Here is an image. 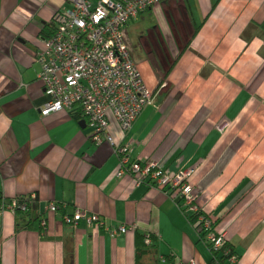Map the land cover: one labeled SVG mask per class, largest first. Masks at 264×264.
Returning a JSON list of instances; mask_svg holds the SVG:
<instances>
[{"label": "crops", "instance_id": "0c3cea01", "mask_svg": "<svg viewBox=\"0 0 264 264\" xmlns=\"http://www.w3.org/2000/svg\"><path fill=\"white\" fill-rule=\"evenodd\" d=\"M69 2L0 0V194L39 197L48 227L45 239L37 229L16 231L15 214L3 211L0 264H214L201 229L173 196L120 175V159L108 143H93L81 110L79 120L74 111L42 115L50 97L35 56L45 28ZM149 10L176 21L182 10L188 48L174 39L162 46L171 55L159 68L135 60L157 101L125 137L113 115L110 131L129 144L133 160L155 161L170 175L191 170L192 194L219 218L216 231L238 264H264V0H165ZM199 10H208L201 21ZM51 203H66L71 215L97 213L129 232L111 237L71 227L64 211L47 210ZM139 235L158 237V251L149 247L139 257Z\"/></svg>", "mask_w": 264, "mask_h": 264}, {"label": "built area", "instance_id": "2783aa9c", "mask_svg": "<svg viewBox=\"0 0 264 264\" xmlns=\"http://www.w3.org/2000/svg\"><path fill=\"white\" fill-rule=\"evenodd\" d=\"M164 1L70 0L65 9L57 11L51 22V33L44 37L43 46L35 56L41 70L38 78L50 97L42 115L81 110L94 129L93 143H108L120 159V175L135 176L137 187L147 185L164 189L171 186L179 192L180 209L200 215L196 213L200 206L196 205L193 185L189 181L191 170L169 175L155 161L133 160L129 144L117 143L110 131V116L113 115L119 129L126 135L130 133L140 115L153 102L154 93L126 44L124 29L142 12ZM11 207L10 203H0V218L3 211H12ZM47 210L59 212L60 206L51 203ZM64 218L67 224L82 218L88 225L100 222L112 235L126 233L128 229L124 224L113 229L101 222L99 216L80 211ZM198 220L204 228L210 229V219L200 215ZM202 237L214 250H220L226 244L224 234L208 235L205 231ZM230 259L233 263L238 257L234 255ZM189 264L197 263L191 261Z\"/></svg>", "mask_w": 264, "mask_h": 264}, {"label": "trees", "instance_id": "16d2710c", "mask_svg": "<svg viewBox=\"0 0 264 264\" xmlns=\"http://www.w3.org/2000/svg\"><path fill=\"white\" fill-rule=\"evenodd\" d=\"M51 27H52V23L45 28L44 37H48L50 35ZM187 48H188V45H186V47L183 48V51L185 52L187 50ZM179 57H181V53H178V55L176 56L177 59ZM176 61L177 60L175 59L173 62L175 63ZM174 65H170V69L166 73H169V71L173 68ZM160 84H162V85L164 84L163 79H162V83L160 82ZM158 87H160V85H158ZM74 112L76 114L75 115L76 120H79L82 118V115L78 110H74ZM139 161L141 163H144L141 160H139ZM165 172L170 175V173H168V171H165ZM163 188H164L165 192H167L169 194V196H171V197L173 196V201H175L179 210L184 215H186V217L190 220L191 224L196 226L198 229H201V231H200L201 238H203L202 235L205 234V231L207 232L208 235L213 234V233L216 236L221 235L219 232L216 231V226H217V223L219 222V218H216L217 220H214L212 218V216L208 215L199 204H196V205L200 206V210L196 213H200V215H204L212 221V225H211L210 229L207 230L206 228L203 227V223L199 222V220H198L200 215L195 214V213H191V212H187V211L180 209L179 206L181 205L182 201L178 197V194H179L178 191L174 190L171 186H166ZM32 196L33 195H31V194L30 195H21V196H17L15 198H12V199L7 201L6 200L7 198L3 197L2 194H0V203L7 202V203H10L13 205V207H11V209L16 216V226H15L16 231H21V230L27 229V228L37 229L40 232L42 239H45L46 235L48 233L46 213L40 211V205H39L40 199H39V197L34 195L35 197L33 198ZM58 205H60V210L62 212L63 211L65 212L64 217H67V216L71 217L72 216L71 214L66 212L67 208H68V205L66 203H64V206H63V204H58ZM6 208H8V206H6ZM89 215L99 216L101 222H104L108 227H113V229L118 228V226H119V225L114 226L112 224H109L103 218V216H100L97 213H91ZM69 225L71 227L83 225V226H86L87 228L88 227L94 228L95 230H98L99 232L103 231L106 234H109L111 237H116L118 235H124V234H127L129 232V228H128L126 233L120 232L117 235H112V233L110 231H108L105 228V226L100 225V222H96L93 225H88L84 218H82L78 222H75V223H72ZM201 227H203V229ZM158 242H159V238L156 236L139 235L136 239V252H137L138 256L141 257L142 253L147 252L149 247H152L154 249V251L157 252L158 251L157 250ZM210 250H211V253L213 255V263L214 264H225L226 261L232 262L230 257H232L234 255L237 256L235 253V250L232 247H230L228 245V243L224 244V246L220 250H214L213 248H210ZM74 255H75V253H74L73 248L67 249V253H66L67 258L72 259L74 257ZM167 261H170V260H167ZM170 262H172V261H170ZM233 263L238 264V260L236 262H233ZM41 264H43V262Z\"/></svg>", "mask_w": 264, "mask_h": 264}, {"label": "rangeland", "instance_id": "374dc122", "mask_svg": "<svg viewBox=\"0 0 264 264\" xmlns=\"http://www.w3.org/2000/svg\"><path fill=\"white\" fill-rule=\"evenodd\" d=\"M177 11H179L180 15L177 20H181L182 10H176V12ZM199 12V17L197 16V20L199 21H201V16L204 18L208 15V10H203V13L202 10H199ZM170 16L172 17L169 18L165 10H147L142 13L137 20L125 27L124 33L126 44L139 65L141 62H146V57H148L150 54V52H148L149 49H151L154 53H158V50L163 51L162 46H170L173 39L174 41H180L181 44H183L184 41L190 37V25L188 23L182 24V21L176 22L173 14H170ZM182 20L185 21L186 18L183 17ZM174 22H176L177 25ZM171 23L176 25V29L178 28L179 30V34L177 36H175L173 31L175 26H173ZM187 29H189V31ZM184 31L187 32V35H185ZM155 46L158 50L155 48ZM140 71H142V69H140ZM151 91L154 92L155 90L153 89ZM163 91L164 89L160 90L159 94ZM156 101V93H154L152 104ZM151 105L149 107H151ZM121 134H123L124 137L126 136V134H124L122 131Z\"/></svg>", "mask_w": 264, "mask_h": 264}, {"label": "flooded vegetation", "instance_id": "af4514ba", "mask_svg": "<svg viewBox=\"0 0 264 264\" xmlns=\"http://www.w3.org/2000/svg\"><path fill=\"white\" fill-rule=\"evenodd\" d=\"M180 21H182V20L178 19L176 22H180ZM172 22H173V21H172ZM176 22H174V23L177 25ZM171 24H172L173 26H175V29H174V34H175V32H178L177 29H176V25H174L173 23H171ZM173 26H172V28H173ZM184 32H185V35H187V32H186V31H184ZM178 34H179V32H178ZM178 39H179V37H178ZM184 39H185V38H184ZM186 40H187V39H186ZM186 40L184 41L183 44H181L183 48L186 47V45H187ZM179 44H180V43H179ZM155 48H156V46H155ZM156 49H157V48H156ZM157 50H158V49H157ZM148 52H150V54L148 55V57H146V59H147L148 61H150V63H151L155 68H159V65L161 64V62L164 61L168 56L171 55L169 51L166 52V49H165V50L163 49V51H159V50H158V53H154L151 49H149ZM159 81H160V80H159ZM163 85H164V84H163Z\"/></svg>", "mask_w": 264, "mask_h": 264}, {"label": "bare ground", "instance_id": "6f19581e", "mask_svg": "<svg viewBox=\"0 0 264 264\" xmlns=\"http://www.w3.org/2000/svg\"><path fill=\"white\" fill-rule=\"evenodd\" d=\"M162 191H165L164 189H161Z\"/></svg>", "mask_w": 264, "mask_h": 264}]
</instances>
